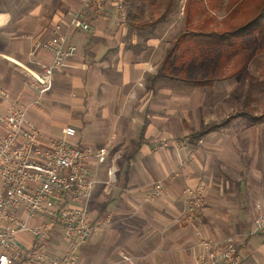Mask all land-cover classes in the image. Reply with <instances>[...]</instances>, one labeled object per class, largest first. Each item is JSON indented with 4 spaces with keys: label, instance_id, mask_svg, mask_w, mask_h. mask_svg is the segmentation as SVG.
<instances>
[{
    "label": "crops",
    "instance_id": "obj_1",
    "mask_svg": "<svg viewBox=\"0 0 264 264\" xmlns=\"http://www.w3.org/2000/svg\"><path fill=\"white\" fill-rule=\"evenodd\" d=\"M81 1L0 0V87L9 102L22 107L42 87L40 108H28L26 118L43 137L72 126L74 142L112 143L103 163L89 165L87 217L103 223L80 245L78 263L199 264V230L210 239L230 238L238 264H264V236L253 232L264 212V138L243 133L258 125L243 124L239 133L230 120L206 130L203 94L157 76L162 53L155 33L127 19L119 24L113 0H105L88 31L68 26V12ZM57 23L76 52L44 84L41 65L51 55L39 44ZM6 108L0 99V115ZM189 190L199 196L192 210ZM53 244L63 251L58 238Z\"/></svg>",
    "mask_w": 264,
    "mask_h": 264
},
{
    "label": "built area",
    "instance_id": "obj_2",
    "mask_svg": "<svg viewBox=\"0 0 264 264\" xmlns=\"http://www.w3.org/2000/svg\"><path fill=\"white\" fill-rule=\"evenodd\" d=\"M113 2L118 23L123 25L124 0ZM104 4L105 0H82L79 10L68 12V26L88 31L91 18ZM39 46L51 55L50 62L41 65L46 84L65 59L75 54L76 47L67 43V31L59 23ZM41 90L32 101L17 107L9 102V92L0 87V99L7 102L5 114L0 115V264H79L80 245L103 223L90 224L87 217L93 184L89 165L105 161L111 140L100 146L74 142L69 139L75 134L72 126L63 127L60 135L43 137L26 118L28 108H40ZM182 144L173 141L176 147ZM187 201L188 210L199 203L195 190L187 192ZM253 232L264 236V212L256 215ZM22 235L31 239L26 245L20 240ZM195 235L203 249L199 264L239 263V249L230 238L210 239L199 230ZM54 238L64 243L62 252L54 250Z\"/></svg>",
    "mask_w": 264,
    "mask_h": 264
},
{
    "label": "rangeland",
    "instance_id": "obj_3",
    "mask_svg": "<svg viewBox=\"0 0 264 264\" xmlns=\"http://www.w3.org/2000/svg\"><path fill=\"white\" fill-rule=\"evenodd\" d=\"M184 3L185 0H124V15L129 25L145 23L141 28L155 33L163 56L172 41L190 27L185 22ZM226 5L227 0H223L214 9L202 12L201 22L211 28L219 26L226 14ZM246 40L248 49H254L253 56L246 61H236L235 48L213 45L192 49L178 64L173 62L177 53H174L170 60L171 73L176 76L172 79L173 85L189 90L196 89L203 94V106L210 117L209 125L233 120L235 125L239 124V133L243 131L240 130L242 125L248 123L238 112L243 106L250 81L259 85L256 84L247 106L256 115H260L264 110V27L251 32ZM208 78L213 79L209 84L197 85L195 82L206 81ZM254 124L258 126L243 133L247 132L248 135L250 132L254 137L264 138V117ZM79 252L80 250L78 255Z\"/></svg>",
    "mask_w": 264,
    "mask_h": 264
},
{
    "label": "trees",
    "instance_id": "obj_4",
    "mask_svg": "<svg viewBox=\"0 0 264 264\" xmlns=\"http://www.w3.org/2000/svg\"><path fill=\"white\" fill-rule=\"evenodd\" d=\"M223 0H185L183 13L185 22L189 24V29L181 32L166 48L163 58L160 61L157 70L158 77L168 79L176 78L171 73V57L176 54L174 63L178 64L183 57L192 50L200 47L224 46L228 49L235 48L237 62L251 59L254 49L249 50L246 37L255 30L264 27V0H227L226 14L221 20L219 26L209 27L208 24L201 22V13L212 10L220 5ZM145 24V23H143ZM142 23L135 24L142 26ZM243 65V64H242ZM241 67V66H240ZM213 79L208 78L206 81L195 80L197 85L209 84ZM251 80V79H249ZM259 83L250 81L246 89V96L243 100V106L239 109L238 114L248 121L255 123L264 117V110L260 115L253 113V110L247 106L248 101L252 98V91ZM247 107V108H245ZM225 120L221 121V123ZM210 125L206 130L211 129ZM203 132V131H201Z\"/></svg>",
    "mask_w": 264,
    "mask_h": 264
}]
</instances>
